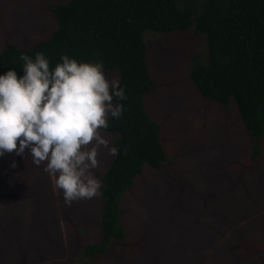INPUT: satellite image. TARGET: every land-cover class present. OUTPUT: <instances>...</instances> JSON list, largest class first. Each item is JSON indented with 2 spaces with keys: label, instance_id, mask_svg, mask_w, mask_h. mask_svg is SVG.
<instances>
[{
  "label": "rangeland",
  "instance_id": "rangeland-1",
  "mask_svg": "<svg viewBox=\"0 0 264 264\" xmlns=\"http://www.w3.org/2000/svg\"><path fill=\"white\" fill-rule=\"evenodd\" d=\"M59 1L0 0V50L47 38L56 27L48 6ZM145 37L156 81L145 103L163 124L170 160L161 169L146 164L123 200L136 244L116 242L92 261L83 246L99 240L100 197L67 206L58 174L26 150L0 156V264H261L254 255L264 254V157L250 165L253 140L235 102L227 109L205 99L190 78L194 55H207L205 36L191 27ZM101 134L113 147L115 136ZM113 157L108 149L98 156L100 181Z\"/></svg>",
  "mask_w": 264,
  "mask_h": 264
},
{
  "label": "trees",
  "instance_id": "trees-1",
  "mask_svg": "<svg viewBox=\"0 0 264 264\" xmlns=\"http://www.w3.org/2000/svg\"><path fill=\"white\" fill-rule=\"evenodd\" d=\"M56 27L47 38L28 46L9 43L0 50V75L15 68L22 77V54H45L50 69L69 55L78 62L103 61L104 72L116 71L126 100L119 118L109 116L115 155L102 176L100 237L84 244L92 261L135 245L123 223V200L146 164L161 169L170 160L163 124L152 118L145 97L156 81L148 61L146 32L204 35L207 55H194L190 78L205 99L230 108L235 102L253 140L249 163L264 157V0H65L51 2ZM264 264V254L254 255Z\"/></svg>",
  "mask_w": 264,
  "mask_h": 264
},
{
  "label": "clouds",
  "instance_id": "clouds-1",
  "mask_svg": "<svg viewBox=\"0 0 264 264\" xmlns=\"http://www.w3.org/2000/svg\"><path fill=\"white\" fill-rule=\"evenodd\" d=\"M24 75L15 68L0 75V156L26 150L45 171L58 174L55 186L64 201L102 195V182L93 175L103 149L117 155V147L101 134L109 116L119 119L126 100L125 87L117 78H106L103 61L78 62L63 55L50 69L42 52L35 59L22 54ZM91 145L89 148L88 146Z\"/></svg>",
  "mask_w": 264,
  "mask_h": 264
}]
</instances>
